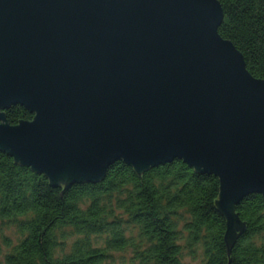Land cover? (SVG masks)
I'll list each match as a JSON object with an SVG mask.
<instances>
[{"label":"water","instance_id":"1","mask_svg":"<svg viewBox=\"0 0 264 264\" xmlns=\"http://www.w3.org/2000/svg\"><path fill=\"white\" fill-rule=\"evenodd\" d=\"M222 20L215 0H0V153L61 193L118 162L213 175L228 260L235 209L264 198V82Z\"/></svg>","mask_w":264,"mask_h":264},{"label":"trees","instance_id":"2","mask_svg":"<svg viewBox=\"0 0 264 264\" xmlns=\"http://www.w3.org/2000/svg\"><path fill=\"white\" fill-rule=\"evenodd\" d=\"M223 20L218 36L242 56L246 71L264 82V0H215ZM6 124L31 122L20 107L4 112ZM0 153V232L14 228L20 240L4 264H264V198L249 196L235 209L244 233L231 248L223 239L218 179L197 175L182 162L150 169L140 179L122 162L98 184H75L63 193L47 179Z\"/></svg>","mask_w":264,"mask_h":264},{"label":"rangeland","instance_id":"3","mask_svg":"<svg viewBox=\"0 0 264 264\" xmlns=\"http://www.w3.org/2000/svg\"><path fill=\"white\" fill-rule=\"evenodd\" d=\"M2 238L8 239L12 246H15L20 237L17 235L14 228H4L0 232V244L2 243ZM7 254V250L5 248L2 249V253L0 256V264H4V256ZM129 254L125 255H114V264H129ZM200 258L197 256L195 259L186 258L183 260V264H200Z\"/></svg>","mask_w":264,"mask_h":264}]
</instances>
